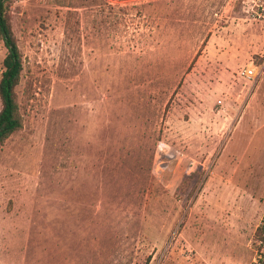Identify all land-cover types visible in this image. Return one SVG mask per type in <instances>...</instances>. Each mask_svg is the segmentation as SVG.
I'll list each match as a JSON object with an SVG mask.
<instances>
[{
  "label": "rangeland",
  "instance_id": "374dc122",
  "mask_svg": "<svg viewBox=\"0 0 264 264\" xmlns=\"http://www.w3.org/2000/svg\"><path fill=\"white\" fill-rule=\"evenodd\" d=\"M11 22L0 264L264 262V72L241 76L264 21L241 0H16Z\"/></svg>",
  "mask_w": 264,
  "mask_h": 264
},
{
  "label": "trees",
  "instance_id": "16d2710c",
  "mask_svg": "<svg viewBox=\"0 0 264 264\" xmlns=\"http://www.w3.org/2000/svg\"><path fill=\"white\" fill-rule=\"evenodd\" d=\"M16 0H0V39L3 40L7 54L3 60L4 70L0 78V145L16 131L23 127V115L17 98L16 87L19 85L23 71V60L17 43L11 12ZM257 234L264 241V217L257 229Z\"/></svg>",
  "mask_w": 264,
  "mask_h": 264
},
{
  "label": "built area",
  "instance_id": "2783aa9c",
  "mask_svg": "<svg viewBox=\"0 0 264 264\" xmlns=\"http://www.w3.org/2000/svg\"><path fill=\"white\" fill-rule=\"evenodd\" d=\"M243 9L249 18L257 21H264V0H241ZM264 72V63L257 65L254 62L247 65L241 71V76L253 81H257ZM255 264H264V262L255 259Z\"/></svg>",
  "mask_w": 264,
  "mask_h": 264
}]
</instances>
